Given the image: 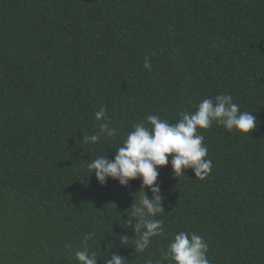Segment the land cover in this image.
Here are the masks:
<instances>
[{"label":"trees","instance_id":"16d2710c","mask_svg":"<svg viewBox=\"0 0 264 264\" xmlns=\"http://www.w3.org/2000/svg\"><path fill=\"white\" fill-rule=\"evenodd\" d=\"M220 93L256 128L198 129L204 179L157 168L164 231L135 252L141 178L102 185L87 163L148 115L175 123ZM101 108L116 135L82 143ZM179 231L210 264H264V0H0V264H77L66 246L88 234L97 264H155Z\"/></svg>","mask_w":264,"mask_h":264},{"label":"clouds","instance_id":"9594fccd","mask_svg":"<svg viewBox=\"0 0 264 264\" xmlns=\"http://www.w3.org/2000/svg\"><path fill=\"white\" fill-rule=\"evenodd\" d=\"M144 67L151 69L149 57H145ZM178 115L180 118L175 123H169L159 115H148L146 122L132 125V130L120 142L122 146L115 148L113 159L101 155L86 165L102 185L108 177L118 179L121 185L141 178L143 192L131 211L136 218L134 227L138 235L134 245L137 253H143L152 238L164 231L163 221L155 218L165 211L159 187H152L159 174L157 168L170 163L176 176L184 173V169L192 168L195 177L204 179L211 172L212 161L207 159L208 149L198 129H208L215 123L228 131L249 133L257 126L253 112L241 111L232 96L224 93L202 99L194 112L181 111ZM94 117L98 130L91 136H83L81 142L84 144L99 142L101 138L111 139L116 135L104 108L96 111ZM145 188H151L153 198L148 197ZM91 238L92 234L86 235L80 249L66 246L77 264H97V253L90 252L87 243ZM121 240L127 243L128 238L121 237ZM208 248L207 241L199 234L179 231L166 246L161 247V259L155 264H210ZM105 264H126V261L119 254H113ZM144 264H153V260L145 259Z\"/></svg>","mask_w":264,"mask_h":264}]
</instances>
